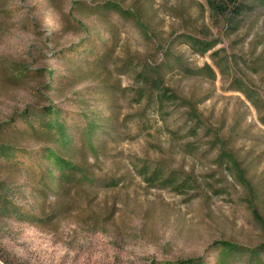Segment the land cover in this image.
Returning a JSON list of instances; mask_svg holds the SVG:
<instances>
[{
    "label": "rangeland",
    "instance_id": "1",
    "mask_svg": "<svg viewBox=\"0 0 264 264\" xmlns=\"http://www.w3.org/2000/svg\"><path fill=\"white\" fill-rule=\"evenodd\" d=\"M107 2L134 19L95 12ZM248 2L229 27L204 0H0V264H259L225 263L216 246L264 244L253 210L264 218V101L257 109L235 81L264 100V0ZM89 40L83 56L68 51ZM104 57V68L94 64ZM133 59L166 65L182 99L168 104L167 121L120 73ZM214 61L225 74L215 69L212 80L199 70ZM51 120L68 126L69 153ZM56 154L102 182L54 181ZM143 162L159 179L138 174ZM108 178L120 185L107 188Z\"/></svg>",
    "mask_w": 264,
    "mask_h": 264
},
{
    "label": "trees",
    "instance_id": "2",
    "mask_svg": "<svg viewBox=\"0 0 264 264\" xmlns=\"http://www.w3.org/2000/svg\"><path fill=\"white\" fill-rule=\"evenodd\" d=\"M206 1L208 7L211 9V12L218 17L226 18V22L229 23V27L233 26H239L241 25V21L243 17L246 15V13L251 9L249 0H204ZM80 4V3H77ZM110 11H119L122 14H126L129 16L130 19H134L135 11H122L120 3L117 2H107L102 7L98 6L95 7V12L102 13V11L105 10ZM93 40H89L85 45L84 44H76L72 45V47L68 51H73L72 54H74L75 57H81L86 52L91 50L93 47L92 43ZM90 46V47H89ZM94 64L104 68L106 64L108 63V58L104 57V59H95ZM214 67H211L210 65H206L203 68H200L199 71L206 72L208 77L212 80H214L217 76V71L215 69L219 70L222 74H225L224 67L222 63L219 61H214ZM164 64L152 66L148 64H138L137 61L130 60L128 65L122 67L120 73L126 74L129 76H133L134 82L137 83L138 87L134 91L135 98L139 100V104L146 98L147 104H153L155 107V114L158 115L161 119L164 121H167L165 119L167 107L168 104L176 103L178 101H182L181 97L168 85H166V77L163 72ZM170 68L173 66L169 64ZM188 70V69H186ZM237 80V90L241 92L247 99L257 108L260 109V105L263 103L264 100L260 97L258 92H255L247 83L242 82L241 80ZM130 89H125L123 93L126 95L130 93ZM190 105V115H193L194 118L197 119V124H200L201 119L199 118L198 112L195 108V104L192 103L191 100L187 101ZM54 109H49L46 113L47 114H53ZM55 115V114H54ZM169 115V114H168ZM167 115V116H168ZM30 116V115H29ZM23 116L21 119H26L29 117ZM25 117V118H24ZM57 117V116H56ZM87 117V116H86ZM25 120V121H26ZM86 120L90 121L92 119L86 118ZM16 121V120H15ZM14 121V122H15ZM53 121V122H51ZM50 121V125L48 126L49 129L55 127L57 130V138L54 140L56 145L58 146V150H68L66 152L69 153V150H72V139L69 137L68 133V126L66 123L63 122H55L54 120ZM92 125L90 126V129L88 130L89 133H93L96 129V127L99 125V122L96 120L91 121ZM264 123V118H263ZM150 124V123H149ZM92 145L93 143V139ZM1 151L4 155L8 157V154L10 153V149L6 148V146L1 147ZM73 152V151H72ZM56 161V166L60 170V174L54 177V181L56 182H66L68 185L73 184H93L96 182H102L100 178L95 179L94 177L91 178L89 170H87L82 165L75 162L74 157L71 156V158H66L62 154L58 155L56 154V157L54 158ZM139 175L144 177L148 182H155V180L159 179L160 169L155 168L153 172L151 171V167H149L148 163L143 162V164L140 166ZM53 171V170H51ZM104 184L108 187H117L120 185L119 181L116 178H108L106 181H104ZM258 207L254 205L253 210L257 218L261 223L264 224V218L260 215ZM14 213L18 215L19 218L26 219V214L20 209V207H15L13 210ZM42 219L39 217H34V222H39ZM216 246H220L221 249L224 251V253L227 254V257L225 260V263H227V260L232 258H239L246 255V257L249 258V261L253 262H259V264H264V244L256 247V248H246L243 246H240L238 244H233L231 242L222 241L219 242ZM203 259H188L187 261H178L173 263H165V264H204ZM162 264V263H159Z\"/></svg>",
    "mask_w": 264,
    "mask_h": 264
}]
</instances>
